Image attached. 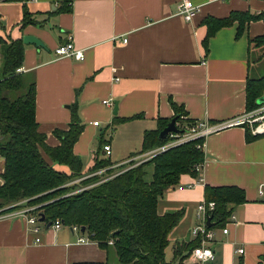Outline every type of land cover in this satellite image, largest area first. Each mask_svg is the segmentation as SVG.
Here are the masks:
<instances>
[{"label": "crops", "instance_id": "crops-1", "mask_svg": "<svg viewBox=\"0 0 264 264\" xmlns=\"http://www.w3.org/2000/svg\"><path fill=\"white\" fill-rule=\"evenodd\" d=\"M181 1L73 0L69 12L55 13L60 0H0V66L13 40L33 35L44 44L23 42V63L17 71L34 81L35 120L48 145L60 143L55 130L69 128L74 105L83 129L73 151L84 167L95 156L117 165L154 149L141 152L144 133L155 130L159 120L175 118L171 102L190 121L211 124L260 108L247 111V88L254 78L253 54L259 63L264 59L263 48L253 44L264 34V20H251L242 29L238 20L217 28L206 40L207 49L204 39L206 18L260 14L264 0H189L198 6L190 20L178 12ZM24 5L35 23L22 25ZM69 38L83 50V60L55 54ZM105 99L112 105L104 104ZM257 123L205 136L200 172L181 175L158 200L160 214L183 211L169 234L167 261L177 245L193 239L191 230L201 224L198 205L206 199L205 186H229L242 189L246 200L228 203L225 221L208 226L214 257L203 264H264V133H254ZM2 169L0 156V184ZM46 223L41 221L34 233L22 219L0 220V264H125L112 244L103 248L93 239L78 242L82 230L64 225L55 231ZM182 264L194 263L188 255Z\"/></svg>", "mask_w": 264, "mask_h": 264}, {"label": "trees", "instance_id": "trees-1", "mask_svg": "<svg viewBox=\"0 0 264 264\" xmlns=\"http://www.w3.org/2000/svg\"><path fill=\"white\" fill-rule=\"evenodd\" d=\"M17 1L25 4L27 0ZM72 1L60 0V6L54 12H69ZM23 8L22 25L35 23L25 5ZM255 19L264 20V12H234L223 19L206 18L205 49L207 38L217 28L238 20L242 29L245 23ZM253 41L264 44V34ZM24 47L22 39L11 41L5 48L0 66V156L4 158L0 208H16L15 204L25 199L27 205L37 206L35 211L43 214L47 222L60 219L67 226L84 227L89 238L103 248L109 245L108 240H113L112 246L120 263L173 264L177 261L182 264L199 244V239L177 245L172 261H167L165 250L169 245V234L179 223L183 211L160 214L157 203L166 189L178 184L181 175L197 176L204 161L203 138L187 140L138 164L131 161L121 165L118 169L123 171L104 181L97 175L85 177L101 167H108L111 162L95 156L92 163L84 167L81 158L74 153L73 146L83 129L76 105L72 107L69 128L55 130L60 143L56 146L46 143L35 120L34 81L26 80L17 71L23 63ZM262 96L264 75L249 78L247 111L261 107L263 104L259 99ZM171 103L176 110L175 125L184 123L182 128L176 127L181 134L185 133V126L194 122L185 116L180 106ZM169 121L159 120L155 130L144 133L141 152L169 140V134L165 139L158 138ZM113 171L107 169L108 173ZM205 198L215 202L211 212L214 225L225 221L230 213L226 209L228 203L246 200L242 189L229 186H205Z\"/></svg>", "mask_w": 264, "mask_h": 264}, {"label": "built area", "instance_id": "built-area-1", "mask_svg": "<svg viewBox=\"0 0 264 264\" xmlns=\"http://www.w3.org/2000/svg\"><path fill=\"white\" fill-rule=\"evenodd\" d=\"M198 10V6L194 5L189 0H182L178 5V12L184 16L186 20H190L192 17V14ZM123 42L127 41V38H124L122 40ZM55 54L57 56H67V57H73L76 60H83L84 58V52L80 48H76L71 40V38L68 39L67 42L64 44H60L55 49ZM19 70V69H18ZM106 105H112V102L110 99H105L102 101ZM259 123L258 126L254 128V133H264V104L255 112L247 113L243 116L231 118L228 120H225L223 122L211 124L207 121H200V122H194L192 125H187L186 132L185 133H169V140L164 143L161 146H157L152 150H149L148 152L144 153L140 158H138L135 161V164H138L140 162H143L145 160L150 159L157 153H160L170 147L176 146L180 143H183L187 140L194 139V138H204L211 132L217 131L219 129H223L226 127L234 126V125H240V124H246V123ZM95 125L98 124L97 121L94 122ZM202 146V145H201ZM104 152L109 155L111 152L109 144H105L103 146ZM128 164V162H125ZM125 165L122 164H114L109 165L108 167H101L85 177L90 176H99L100 181L107 180L108 178L113 177L117 173L123 171L124 169H118L119 166ZM107 169H114L113 172L108 173ZM115 169H117L115 171ZM200 172V170H199ZM200 180V176L198 177ZM181 189V186L179 187ZM261 193H263V190L261 188ZM15 205H17L16 208H10L11 206H6L3 208H0V220H8V219H22L25 221L26 224H28L30 227V231L34 233H38L40 230V215L35 211L37 206H31L27 205L26 200H21L17 202ZM13 206V205H12ZM215 208V202L214 201H203L198 205V217L201 219V224L194 227L190 235L192 238H198L199 244L195 246L190 254H189V260L193 262L194 264H203V262L210 260L214 257V250L210 246L209 242L211 241L213 237V230L207 226L206 219L211 216V212L214 211ZM65 224L60 219H55L54 221H51L49 228L57 231ZM71 230H78L80 231V227L78 225H72L69 226ZM222 232L226 233L227 228H223ZM81 233V235L78 238V242H87L90 241L89 235ZM35 241L38 242L39 238L36 237ZM109 244H113V240H108ZM239 252L243 253L244 249H239Z\"/></svg>", "mask_w": 264, "mask_h": 264}, {"label": "water", "instance_id": "water-1", "mask_svg": "<svg viewBox=\"0 0 264 264\" xmlns=\"http://www.w3.org/2000/svg\"><path fill=\"white\" fill-rule=\"evenodd\" d=\"M23 42L26 44H35L36 46L44 47L43 42L33 35H24L23 36ZM259 103L264 104V96H262L259 99ZM116 107H117V104L115 103L114 108L116 109ZM180 132H181V130L178 129L175 125V118H172V120L160 131L158 138L159 139H165L169 133H180ZM1 158L3 159V169L2 170H4V158L3 157H1ZM39 215H40L39 220L44 221L45 220L44 215L43 214H39ZM50 223H51V221H48L46 223L47 228L49 227ZM206 224H207V226H212L214 224L211 221V216H209L206 219ZM81 230H82V232H84L85 228L82 227Z\"/></svg>", "mask_w": 264, "mask_h": 264}, {"label": "rangeland", "instance_id": "rangeland-1", "mask_svg": "<svg viewBox=\"0 0 264 264\" xmlns=\"http://www.w3.org/2000/svg\"><path fill=\"white\" fill-rule=\"evenodd\" d=\"M254 46H259V47H262L263 49H261V52L263 51V57H264V44H256L255 42L253 43ZM257 54L254 53L253 54V57H252V63H253V66H252V76H254V78H258V76L260 75H264V59L262 61L257 62ZM255 124V123H254ZM259 123H257L254 127L258 126ZM178 126L181 128L183 127V125L181 123H178ZM142 155L140 154V156H138V158H140ZM130 162V161H129ZM125 165L127 163H124ZM150 171V170H149ZM150 173V172H149ZM82 189V188H81ZM167 251V255L169 256V252H170V248L168 247L166 249ZM108 264H116V262H111L109 261Z\"/></svg>", "mask_w": 264, "mask_h": 264}]
</instances>
